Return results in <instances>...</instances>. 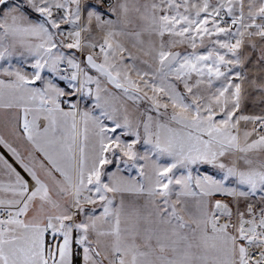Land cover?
<instances>
[{"label": "snow or ice", "instance_id": "snow-or-ice-1", "mask_svg": "<svg viewBox=\"0 0 264 264\" xmlns=\"http://www.w3.org/2000/svg\"><path fill=\"white\" fill-rule=\"evenodd\" d=\"M253 98L264 0H0V264H264Z\"/></svg>", "mask_w": 264, "mask_h": 264}, {"label": "rangeland", "instance_id": "rangeland-1", "mask_svg": "<svg viewBox=\"0 0 264 264\" xmlns=\"http://www.w3.org/2000/svg\"><path fill=\"white\" fill-rule=\"evenodd\" d=\"M77 55L79 56V53H77ZM251 67V65L249 66ZM91 74H95V71L94 70H89ZM89 87H92L93 89H95V85H89ZM245 87L247 88V85H245ZM254 99H250L248 102H247V105L246 107L244 108V112H252V111H258L260 110L262 107V105H258L256 103H254ZM138 150L143 153L144 151V147L141 145V146H138ZM123 167V166H122ZM124 172H126V174H128V176H136V172H135V169H131V170H127L125 169Z\"/></svg>", "mask_w": 264, "mask_h": 264}, {"label": "crops", "instance_id": "crops-1", "mask_svg": "<svg viewBox=\"0 0 264 264\" xmlns=\"http://www.w3.org/2000/svg\"><path fill=\"white\" fill-rule=\"evenodd\" d=\"M90 74H91V73H90ZM57 82L59 83V85H60L61 87H65L66 84H67L66 81H57ZM260 111H261V109L258 110V111H256V112H255V111H252V112H245V114H259ZM182 171H183V170L176 171V175H177V176L181 175V174H182ZM200 171H201V172H204L205 169L201 168ZM122 175L128 176V174H126V172H124V171L122 172ZM194 175H195V173H194ZM141 202H143V198H141Z\"/></svg>", "mask_w": 264, "mask_h": 264}, {"label": "built area", "instance_id": "built-area-1", "mask_svg": "<svg viewBox=\"0 0 264 264\" xmlns=\"http://www.w3.org/2000/svg\"><path fill=\"white\" fill-rule=\"evenodd\" d=\"M62 67H66V65H62Z\"/></svg>", "mask_w": 264, "mask_h": 264}, {"label": "water", "instance_id": "water-1", "mask_svg": "<svg viewBox=\"0 0 264 264\" xmlns=\"http://www.w3.org/2000/svg\"><path fill=\"white\" fill-rule=\"evenodd\" d=\"M95 71V70H94Z\"/></svg>", "mask_w": 264, "mask_h": 264}]
</instances>
